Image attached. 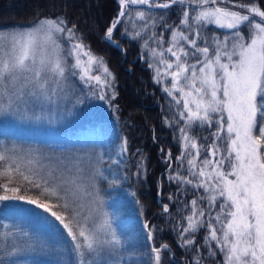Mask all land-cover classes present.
I'll list each match as a JSON object with an SVG mask.
<instances>
[{
    "label": "snow or ice",
    "instance_id": "obj_1",
    "mask_svg": "<svg viewBox=\"0 0 264 264\" xmlns=\"http://www.w3.org/2000/svg\"><path fill=\"white\" fill-rule=\"evenodd\" d=\"M174 5L179 6L178 24L158 14L170 33L167 41L164 31H153L156 46L145 40L142 48L153 81L176 107L166 123L175 125L180 154L168 179L179 193L194 190L177 235L192 251V264H206L198 255L202 251L210 260L223 257L215 264H264V0H119L104 39L116 43L114 30L126 14L131 17L134 6L170 10ZM135 19L144 21V30L157 24L150 11L136 10ZM68 24L57 15L38 16L27 26L0 25V122L51 124L72 116L89 96L116 99L115 75L85 44L77 25ZM216 29L225 31L218 35ZM139 36L140 31L134 33ZM72 78L83 88L70 83ZM127 143L126 138L117 143L115 155L108 156L116 168L108 170L98 166L103 157L81 155L67 145L49 146L52 155L45 157L35 148L0 144V202L29 206L9 211L32 221L0 223V264H28L29 257L32 264H46L40 258L50 259L56 250L65 254L63 264H125L129 239L117 234L97 184L120 185ZM143 163L141 156L136 167ZM165 164L172 169L171 152ZM32 189L35 195H29ZM163 212H169L167 204ZM143 228L153 241L149 225ZM170 254L167 243L153 245L148 264H163Z\"/></svg>",
    "mask_w": 264,
    "mask_h": 264
},
{
    "label": "trees",
    "instance_id": "obj_2",
    "mask_svg": "<svg viewBox=\"0 0 264 264\" xmlns=\"http://www.w3.org/2000/svg\"><path fill=\"white\" fill-rule=\"evenodd\" d=\"M234 2L247 3L248 0ZM10 8H14L16 17L18 12L23 14L21 17L7 18L3 14ZM136 10L152 12L157 22L155 29H142L144 21L135 19ZM118 12L119 0H0V25L27 26L38 16L57 15L65 17L69 21V27L72 24L77 25V31L84 37L85 44L93 53L104 57L109 70L116 78L115 100L102 101L98 96H89L85 103L73 109L72 116L61 121L51 132H42L39 127L32 134L19 135L14 133L11 128L13 126L0 122V144L22 146L25 149L35 148L45 157L52 155L49 146L67 145L80 149L81 155L103 157L98 166L102 170H108L116 168L108 156H114L117 143L126 138L128 152L124 157L125 164L120 166V185L114 186L109 182L97 184L105 201V211L117 234L129 239L123 250L125 264H148L151 247L164 243L169 245L171 254L164 257L163 264H192L193 253L181 246L177 224L185 223L183 215L190 211V208L185 206V201L193 198L194 190H189L187 195L179 193L177 185L168 179L178 166L175 157L180 154V144L175 138L179 134L173 130L175 125L166 123V120L173 117L176 107L170 97L162 91V85L153 81V70L147 66V51L142 48L145 40H148L150 47L156 46L150 39L153 31L157 35L164 31L167 41L170 33L163 29L165 21L160 20L158 14L164 12L167 23L178 24L179 6L174 5L170 10L134 6L131 17L126 14L121 19L113 37L122 43L126 52L123 63L132 65V71L120 64L123 52L104 39V33ZM126 29L130 31L129 35L126 34ZM137 31L141 32V36L134 38ZM141 55L145 57L144 60L140 58ZM136 56L139 57L132 62L131 59ZM167 83L170 85V79ZM82 88L83 85L79 82L78 89ZM83 91L86 93L88 90ZM75 95H81L80 91ZM169 152L173 159L172 169H166L165 164V157ZM141 156L145 163L138 169L136 165ZM186 167L185 163L181 171ZM17 183L23 182L17 178ZM25 187L29 186L25 184ZM36 193L37 190L32 189L29 195ZM170 196L174 199L170 200ZM165 204L169 207L168 213L163 212ZM12 206L29 207L19 201L0 202V223L11 226L17 219H22L25 224L32 223L30 218L13 216L9 211ZM145 223L153 232L151 242L147 240V230L143 228ZM3 232L4 230L0 229V241L4 239ZM204 233L205 230L202 229L196 234L198 243L203 242ZM198 255L205 259L206 264H215L223 259L222 256H217L210 260L206 251ZM64 256V253L56 250L50 254V259H40L46 260V264H63ZM67 259L74 260L71 256ZM32 261L33 258L29 257L28 264H32Z\"/></svg>",
    "mask_w": 264,
    "mask_h": 264
},
{
    "label": "rangeland",
    "instance_id": "obj_3",
    "mask_svg": "<svg viewBox=\"0 0 264 264\" xmlns=\"http://www.w3.org/2000/svg\"><path fill=\"white\" fill-rule=\"evenodd\" d=\"M258 19V18H257ZM135 25V21H134ZM225 31V30H224ZM217 34L219 35L221 32L219 30H216ZM103 60L106 63V60L103 58ZM107 64V63H106ZM108 66V65H107ZM70 83H74L77 87L79 88V82L75 78H72ZM79 91H75L74 94L78 93ZM59 122H54V123H48L47 120H42V121H35V120H18V119H11L9 118L7 122L5 123L8 126H13L14 133L16 134H32L35 132L37 128H42V132H51L53 129L57 127V125L60 123ZM44 155V154H43ZM41 162L45 165H47L49 162L47 159L41 160Z\"/></svg>",
    "mask_w": 264,
    "mask_h": 264
},
{
    "label": "bare ground",
    "instance_id": "obj_4",
    "mask_svg": "<svg viewBox=\"0 0 264 264\" xmlns=\"http://www.w3.org/2000/svg\"><path fill=\"white\" fill-rule=\"evenodd\" d=\"M14 12H16V11H14V8H10L9 10H5V12H4V14L3 15H6V17L7 18H17V17H21V15L23 14V13H21V12H18V14H17V17H16V15H14ZM14 15V16H13ZM116 18V17H115ZM114 18V19H115ZM118 26V25H117ZM114 32H115V30H114ZM129 33H130V31H129V29H126V34L127 35H129ZM114 34V33H113ZM113 39L116 41V43L115 44H113V43H111V44H113L114 46H116L117 47V45H119L117 48H119L122 52H123V59L120 61V64L121 65H123V67L124 68H126V69H128V70H130V71H132L133 70V66L132 65H130V64H127V65H124V60H125V56H126V52H125V49H124V47H123V45H122V43L119 41V40H117V39H115L114 37H113ZM94 54H96L97 56H99V57H102V58H104L101 54H99V53H96V52H94ZM139 56H136L135 58H132L131 59V61L133 62V61H136V59L138 58ZM159 200H160V197L158 198Z\"/></svg>",
    "mask_w": 264,
    "mask_h": 264
}]
</instances>
